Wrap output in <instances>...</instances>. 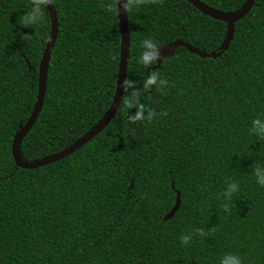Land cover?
<instances>
[{"label":"trees","instance_id":"16d2710c","mask_svg":"<svg viewBox=\"0 0 264 264\" xmlns=\"http://www.w3.org/2000/svg\"><path fill=\"white\" fill-rule=\"evenodd\" d=\"M50 1L57 37L26 163L80 139L116 86L117 0ZM198 1L233 13L246 0ZM126 14L114 118L69 157L22 170L11 143L36 100L50 22L42 0H0V264H264V1L220 57L179 47L158 69L145 41L218 53L226 24L185 0H133Z\"/></svg>","mask_w":264,"mask_h":264},{"label":"water","instance_id":"95a60500","mask_svg":"<svg viewBox=\"0 0 264 264\" xmlns=\"http://www.w3.org/2000/svg\"><path fill=\"white\" fill-rule=\"evenodd\" d=\"M185 1L204 16L226 24V34L221 46L219 47V52L204 54L182 41H174L164 46H160L158 48L152 49L147 54V56H145L146 60L155 62L154 69H158L160 67L162 60L171 58L174 55L176 49L179 47L185 48L191 54H194L202 59L205 58L216 59L220 57L225 51L228 50L230 46V43L233 39L235 23L242 20L250 12V10L252 9L255 3V0H246L243 6L236 12L222 13L212 8H209L208 6L204 5L198 0H185ZM42 2L45 4L49 15L50 35H49V40L43 51L42 59L39 63L38 75H37L36 100L28 120L23 125L19 124L18 131L15 133L11 143V157L14 166L22 170H35L59 162L69 157L70 155L74 154L76 151L81 149L88 142H90L93 138H95L110 123V121L114 118L115 113L117 112L122 99L124 83L126 78L127 60L129 57L130 39H129V30H128L127 14L125 7L126 0H117L116 13L118 20L119 36H120L119 60H118V71L116 75L115 91L108 110L103 115V117L91 127V129L88 132H86L80 139H78L76 142L71 144L63 151L45 157L36 162H32V163L23 162L19 157L20 145L23 139L25 138V136L28 134V132L32 129L33 125L35 124L42 108L45 91H46L48 63L50 59V54L52 52V49L56 41L57 29H58L56 12L52 5V2L50 0H42ZM157 53H158V58H157ZM179 207H180V195L178 193L175 198V204L168 212V214L164 217V221L172 219L175 213L177 212V210L179 209Z\"/></svg>","mask_w":264,"mask_h":264},{"label":"clouds","instance_id":"9594fccd","mask_svg":"<svg viewBox=\"0 0 264 264\" xmlns=\"http://www.w3.org/2000/svg\"><path fill=\"white\" fill-rule=\"evenodd\" d=\"M132 2H133V0H128V2H127V4L125 5V7L127 8V7H130L131 5H132ZM28 20H31V17H28ZM144 46H145V53H144V55L145 56H147V54H148V50H151V49H153L154 48V45L150 42V41H145L144 42ZM157 58H158V53H157ZM155 82V76H152V77H150L149 79H148V83L149 84H152V83H154ZM257 121H253V123L255 124ZM185 240L187 239V238H184ZM234 264H239V261H235L234 262Z\"/></svg>","mask_w":264,"mask_h":264}]
</instances>
